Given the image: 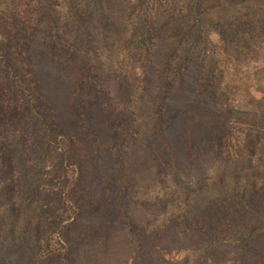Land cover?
Returning a JSON list of instances; mask_svg holds the SVG:
<instances>
[{"label":"rangeland","instance_id":"1","mask_svg":"<svg viewBox=\"0 0 264 264\" xmlns=\"http://www.w3.org/2000/svg\"><path fill=\"white\" fill-rule=\"evenodd\" d=\"M0 50V264H264V0H0Z\"/></svg>","mask_w":264,"mask_h":264},{"label":"trees","instance_id":"2","mask_svg":"<svg viewBox=\"0 0 264 264\" xmlns=\"http://www.w3.org/2000/svg\"><path fill=\"white\" fill-rule=\"evenodd\" d=\"M191 10V9H190ZM0 68L9 73L10 67L4 63L0 50ZM6 74V75H7ZM9 77V75H7ZM19 92L25 102H32V95L26 90L22 82L18 83ZM50 150L51 159L45 169V180L40 185L41 213L45 220V228L40 236V250L49 249L51 244L59 243V234L71 225L78 213L77 203L73 199L72 190L77 185L75 168L69 164V143L66 138L52 139L47 133L45 138ZM119 183L121 173H117Z\"/></svg>","mask_w":264,"mask_h":264}]
</instances>
